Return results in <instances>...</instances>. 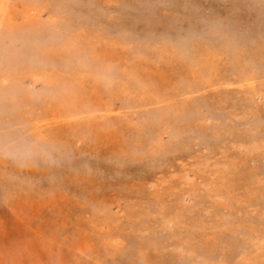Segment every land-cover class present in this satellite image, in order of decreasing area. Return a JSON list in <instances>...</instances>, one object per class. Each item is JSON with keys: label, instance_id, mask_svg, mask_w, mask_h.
<instances>
[{"label": "rangeland", "instance_id": "1", "mask_svg": "<svg viewBox=\"0 0 264 264\" xmlns=\"http://www.w3.org/2000/svg\"><path fill=\"white\" fill-rule=\"evenodd\" d=\"M0 264H264V0H0Z\"/></svg>", "mask_w": 264, "mask_h": 264}]
</instances>
